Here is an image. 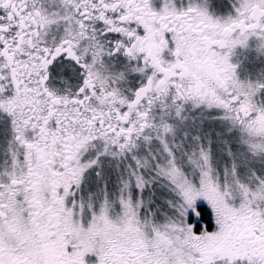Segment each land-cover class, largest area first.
Returning a JSON list of instances; mask_svg holds the SVG:
<instances>
[{"label":"snow or ice","instance_id":"obj_1","mask_svg":"<svg viewBox=\"0 0 264 264\" xmlns=\"http://www.w3.org/2000/svg\"><path fill=\"white\" fill-rule=\"evenodd\" d=\"M0 264H264V0H0Z\"/></svg>","mask_w":264,"mask_h":264}]
</instances>
